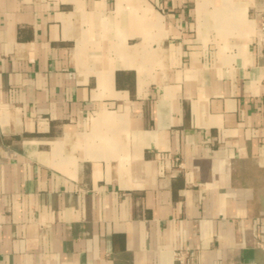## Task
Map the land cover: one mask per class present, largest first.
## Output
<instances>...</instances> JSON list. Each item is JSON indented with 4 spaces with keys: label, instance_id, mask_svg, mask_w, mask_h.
Wrapping results in <instances>:
<instances>
[{
    "label": "crops",
    "instance_id": "0c3cea01",
    "mask_svg": "<svg viewBox=\"0 0 264 264\" xmlns=\"http://www.w3.org/2000/svg\"><path fill=\"white\" fill-rule=\"evenodd\" d=\"M261 15L0 0V264H264Z\"/></svg>",
    "mask_w": 264,
    "mask_h": 264
},
{
    "label": "built area",
    "instance_id": "2783aa9c",
    "mask_svg": "<svg viewBox=\"0 0 264 264\" xmlns=\"http://www.w3.org/2000/svg\"><path fill=\"white\" fill-rule=\"evenodd\" d=\"M255 45L258 55L262 58V60H264V15H261L258 18L255 33ZM257 246L261 250L262 254H264V242H258ZM175 258L178 262L187 261L182 252H177L175 254Z\"/></svg>",
    "mask_w": 264,
    "mask_h": 264
}]
</instances>
